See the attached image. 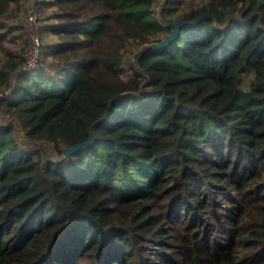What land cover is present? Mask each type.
<instances>
[{
    "label": "trees",
    "instance_id": "1",
    "mask_svg": "<svg viewBox=\"0 0 264 264\" xmlns=\"http://www.w3.org/2000/svg\"><path fill=\"white\" fill-rule=\"evenodd\" d=\"M0 264H264V0H0Z\"/></svg>",
    "mask_w": 264,
    "mask_h": 264
},
{
    "label": "built area",
    "instance_id": "2",
    "mask_svg": "<svg viewBox=\"0 0 264 264\" xmlns=\"http://www.w3.org/2000/svg\"><path fill=\"white\" fill-rule=\"evenodd\" d=\"M37 12L33 5L30 6L27 18L26 26L28 29L29 42L26 48L24 49L23 56L24 62L19 69V72H25L33 69L39 59L40 48L42 45V40L40 37V25H38Z\"/></svg>",
    "mask_w": 264,
    "mask_h": 264
},
{
    "label": "water",
    "instance_id": "3",
    "mask_svg": "<svg viewBox=\"0 0 264 264\" xmlns=\"http://www.w3.org/2000/svg\"><path fill=\"white\" fill-rule=\"evenodd\" d=\"M199 20H200V18H198V19H196L194 21H191V22L166 20L165 22L168 25H171L173 27V31L161 43L153 44L152 46L155 47V48H162V47H164L171 40H173V39L176 38V36L179 34V29H180L181 26H184V25H193V24L197 23ZM90 127L91 126H89V128H88V134H89L88 140L85 141V142H81V143L74 144V145H72L70 147H65L64 148V151H63L64 156H69L71 153H73L78 148L85 147V146L89 145L92 142V134H91Z\"/></svg>",
    "mask_w": 264,
    "mask_h": 264
},
{
    "label": "rangeland",
    "instance_id": "4",
    "mask_svg": "<svg viewBox=\"0 0 264 264\" xmlns=\"http://www.w3.org/2000/svg\"><path fill=\"white\" fill-rule=\"evenodd\" d=\"M193 1H198V2H200V0H193ZM32 4V3H31ZM30 4V5H31ZM30 5L27 7V11H26V17H25V22H24V25L26 24V18H27V13H28V10H29V8H30ZM38 15V14H37ZM37 18H38V25H40L42 22H41V16L40 15H38L37 16ZM25 30H26V32L28 31V29H27V26L25 25ZM27 34H28V32H27Z\"/></svg>",
    "mask_w": 264,
    "mask_h": 264
}]
</instances>
